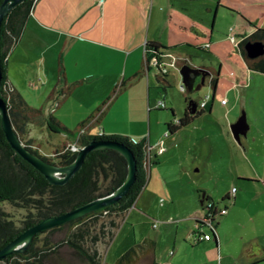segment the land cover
Instances as JSON below:
<instances>
[{
    "label": "rangeland",
    "instance_id": "1",
    "mask_svg": "<svg viewBox=\"0 0 264 264\" xmlns=\"http://www.w3.org/2000/svg\"><path fill=\"white\" fill-rule=\"evenodd\" d=\"M201 3L202 0L195 2L197 9L201 7ZM261 19H264V14L261 15ZM212 21L213 17L209 27ZM258 24V30H264V23L259 22ZM24 32L21 37L23 39L11 50V52L16 50L19 58L16 62L12 59L10 77L17 84L15 88L21 90L20 94L27 104L35 109L43 108L46 116L49 117L50 108L51 106L53 108L56 103L49 102L50 93L46 91L57 79L56 57L54 61H51L50 56H54L57 48L58 52H61L62 47L59 45L56 49L52 48L50 43L47 44L46 37L43 39L44 36L37 31L28 28L25 35ZM227 34V31L224 32L220 38L221 42L217 44L213 42L209 50L204 51L200 48V44L209 40L208 37L203 36H198V42L189 41L188 46L183 45L176 50V53L183 58L186 56L190 59L191 66L196 69L203 67L210 73L199 91L196 88L200 81L194 84L193 89L185 87L184 93L181 91L183 80L180 70L189 62L178 61L180 64L177 68H170V74L166 78L167 83L162 85L156 77L158 70L151 67L149 72V77L153 81L151 96H148L146 88L145 91L141 90V85L127 88L119 94L120 106L113 110L116 123L106 127L108 129L105 135L127 137L133 142L145 140L151 150L152 158L157 155L161 143L165 152L158 155L159 163L152 164V168H150L151 164L144 165L148 169L147 184L135 206L126 213L114 215L118 227L114 229L113 237L111 239L107 237L98 243L97 248L103 255L104 264H115L117 258L147 238H152L156 242L160 241V247L167 243L173 246L176 230L172 231V228L181 225L182 218L187 219L182 222V228L188 231L192 224L195 227L196 221L193 219L195 216L204 219L207 214L204 206L200 207L198 204L199 191L208 192L213 200H219L216 201L217 203L227 198L229 194L232 202H227L226 206L230 207L233 206V200L238 195L240 199L238 207H243L241 210L244 221L249 222L245 218L247 214L256 216L258 234L264 242V195L253 199L254 192L252 191L254 188H264L258 185H246V188H243L242 183L234 176L240 168L247 176L264 178V76L256 72L251 76V72L249 73L244 67V59L239 49L230 41L233 35ZM235 38L236 41L241 40V37L236 36ZM43 57L46 62L42 61ZM38 59L39 64L35 62ZM14 67L16 70H13ZM244 69L247 78L237 84L238 72H243ZM37 74L42 77L45 84L37 80ZM217 75L219 81L212 112L204 113L190 125L169 135L168 124H178L187 110H190V101L201 103L207 96H213L212 80ZM68 88H70L69 94L67 93L70 95L68 96L70 100L67 106H63L67 111L63 114L66 125L62 126L70 131H75L89 117L79 116L75 110L84 104L95 102V98H102L100 102L105 101L114 89V87L102 89L91 82L69 83ZM224 100L229 103L227 106L223 105ZM148 102L151 106L150 111L147 107ZM160 102H164L166 106L158 108ZM142 111H144L143 114ZM198 111L201 110L197 108L196 113ZM51 112L54 114L55 110ZM244 113L250 129L247 135L241 136V141L237 142L231 126ZM195 114L191 112V115ZM137 117L143 119L144 124L130 123L132 118ZM90 134L102 136L103 132L98 125L91 129ZM22 138L23 143L31 141L33 149L39 150L42 156L52 159L55 164L60 163L61 154L70 151L69 145L64 147L65 143L70 142L67 136L62 133H51L48 128L39 127L33 123L27 126L26 134ZM242 143L247 145L250 143L252 151H244L240 146ZM232 153L241 159L236 164L231 163ZM251 206L254 211L247 213L245 210ZM2 208L7 217L14 221L16 227L22 228L29 210L23 206L11 204H4ZM260 212L262 213L258 215ZM220 220L222 219L218 218L217 222ZM103 221H99L97 233H100ZM220 223L222 227H225V231L218 229V235L221 232L229 234L234 231L229 224L225 226L224 220ZM205 230L210 232L208 228ZM188 232L183 241L186 251L180 253L176 251L174 257L165 252L166 262L164 261V264L167 262L168 264L170 262L172 264L203 263L204 258L201 259L200 254L203 243L196 246L192 237L187 235ZM46 236L47 233L42 234L40 238ZM61 236L62 233H58L52 239H58ZM171 248L174 251V246ZM0 264L6 263L0 262Z\"/></svg>",
    "mask_w": 264,
    "mask_h": 264
},
{
    "label": "crops",
    "instance_id": "2",
    "mask_svg": "<svg viewBox=\"0 0 264 264\" xmlns=\"http://www.w3.org/2000/svg\"><path fill=\"white\" fill-rule=\"evenodd\" d=\"M196 1L197 0L35 1V6L30 13L24 29V35L29 28L44 36L43 39L46 37L47 44L50 43L52 48L56 49L59 45L62 47L61 52H58L57 48L54 51V56H50L51 61L56 57L57 79L54 84H51V88L47 90L46 93L49 91L48 93L51 94L57 85L59 80L58 64L59 60L62 59L66 88L69 83L74 82L79 84L91 82L97 84V86H100L102 89L108 87L115 88L124 80H131V84L128 88L141 85V90L143 89L145 91L146 88L148 96H151L153 81L149 77L150 71H145V48L148 42H156L167 47H173L172 50L166 53L164 59L166 63H171L175 59L180 62L191 63L188 57L185 56L183 58L176 53L178 47L183 45L188 46L187 43L189 41L196 43L199 40L198 36H203L208 37L209 40L208 42L205 41L200 44V47L209 44V49H211L213 42L215 44L221 42L222 39L220 38L226 31L228 33L227 35L232 34L234 37H241L240 41H242L243 37L250 36L256 32L259 22L264 23V19H261V15L264 14V0H217V3H215L216 0H202L200 4L202 8L200 7L199 9H197L195 5ZM198 10L200 12H198ZM214 12L215 15L213 16ZM192 13H194V15H191ZM212 17V25L209 27ZM22 39L23 38L20 40ZM41 41L44 42V40ZM16 54V50H13L8 59V77L14 87H17V84L11 79L10 70L13 65L12 59L14 62L18 61L19 57H17ZM43 58L44 60L42 61L46 62L45 57ZM35 62L39 64L40 60L38 59ZM52 66H54V62H52ZM244 67L249 73L251 72L250 74L252 76L254 71L247 68L245 61ZM245 69L243 72H238L237 84L243 82L245 78H247ZM13 70H16L15 67ZM261 75L264 76V74ZM36 77L40 83L43 82L45 84L39 74H37ZM59 90L60 87L58 88V91ZM18 91L21 92L20 89ZM215 94L216 91L213 95L215 96ZM68 96L70 95L65 96L62 93L56 94L52 100V102L56 104L53 108L51 106L52 109L50 108V111L48 110L50 115L52 114L51 111L55 110L53 115L62 125H66L63 120V114H65L67 110L63 108V106H67L70 100ZM118 97L112 102L102 122L99 124L104 135L106 134L105 131L108 129L106 127L116 123L113 110L115 107L120 106ZM58 98L61 100L59 101ZM101 100L102 98H95V102L80 106L79 109L75 110L77 111L76 114L84 117L91 116L94 110L102 103L100 102ZM228 104L227 102L223 105L227 106ZM147 107L150 111L151 106L149 102ZM143 113L144 111H142V114ZM130 123L136 125L141 123L144 124V120L140 117L132 118V122ZM240 146L244 151H252L250 143H248V145L242 143ZM232 154L231 163L236 164L241 160L240 157H236L234 153ZM150 168H152V166ZM234 176L242 183L243 188H246V185H258L264 188L263 177L247 176L242 173V169L240 168L237 169ZM252 191L254 192L253 199L264 195V189L262 188H254ZM237 193L238 190L236 191V194ZM198 195V200H200L198 204L200 207L204 206L201 202L202 197L209 196L213 200V198L208 195V192L199 191ZM239 200V196L237 195L233 200V206H228L229 209L227 214L221 217L222 220H220H224L225 226L229 224L234 231H228L229 234L221 232L219 235L217 234L218 232H216V235L212 236L211 240L200 241L198 244L195 239L196 235L194 231L198 230L201 219L195 216L193 218L196 221L195 227L192 224V226L188 228V232L182 228V222L187 221V219L182 218L181 225L172 228V231L176 230V238L173 243L174 251L171 248L173 247L172 244L167 243L163 247H160V241L156 242V262L158 264H164L163 262H166V260H164L166 257L164 254L165 252L173 257L176 251L179 253L181 251L185 252L186 247L183 241L186 237V232H188L187 235L192 237L196 246L203 243L200 252L201 259L204 258L202 264H217V262L218 264H264V242L258 234L257 225L255 223L256 216L247 214L245 218L249 222L244 221L242 217L243 212L241 210L243 207H238ZM245 211L251 213L254 211V208L251 206V208L248 207ZM261 213L262 212L258 215ZM220 221L217 222V230L221 228L222 231H225V227H222ZM199 228L205 233H208L205 227L199 226ZM169 264H172V262Z\"/></svg>",
    "mask_w": 264,
    "mask_h": 264
},
{
    "label": "trees",
    "instance_id": "3",
    "mask_svg": "<svg viewBox=\"0 0 264 264\" xmlns=\"http://www.w3.org/2000/svg\"><path fill=\"white\" fill-rule=\"evenodd\" d=\"M4 1L0 0V6ZM34 6L35 0H25L5 17L1 26L0 65L2 80L0 94L7 103L14 129L23 141L22 137L26 134V128L29 124L33 123L39 127H46L51 133H62L70 139L69 143L64 144L65 148L74 142H77L81 147L92 141L117 142L127 147L134 154L138 168L137 178L127 195L118 203L71 223L43 232L37 235L24 253H14L0 262H5L6 264H104L103 255L99 252L97 245L107 237H109L108 239L113 237L114 229L118 227L114 215L118 216L126 213L135 205L147 184L148 169L144 165L149 157L150 166L158 164V155L153 157L155 160L151 155L149 156V149L145 140L133 142L127 137L106 136L104 134L102 136H93L90 134L91 129L102 122L112 102L123 90L130 86L131 80H124L117 85L111 95L75 131H70L68 128L63 127L53 114L47 117L43 108L35 109L27 104L23 96L9 80L8 59L11 50L19 43L22 37ZM257 41L264 43V30L257 29L254 34L243 37L237 48L247 68L264 74V57L251 60L247 57L245 51L247 42ZM200 48L204 51L209 49L205 45ZM172 49L173 47H167L160 43L148 42L145 48V70H151L149 63L154 57L161 59L164 53ZM58 65L59 80L50 94L49 102L58 93L67 96L70 92V88L67 89L65 85L66 79L62 59L59 60ZM156 77L160 85L167 83L166 78L168 75L163 74L162 71L159 70ZM212 86L215 92L218 86V75L213 78ZM59 87L60 90L58 91ZM214 100L215 96H210V100L204 110L198 111L195 115H185L178 124H168V134L177 132L183 127L190 125L204 113L211 112ZM193 103L197 104V108L199 107L200 103L194 101ZM24 144L47 162L55 164L52 159L42 156L39 150L33 149L31 141L24 142ZM76 156V153L66 151L59 156L60 163L58 165H69L76 159ZM127 171V162L118 152L99 150L87 155L80 171L68 183L62 186L52 185L38 170L11 148L1 128L0 118V250L15 240L22 232L44 219L58 217L112 193L124 183ZM201 202H204L206 208L208 204H211V211L226 210L228 212L226 203L232 202V200L227 196V198L217 203L209 196H205L202 197ZM4 204L23 206V208L29 210L25 221H23L22 228L16 227L14 221L7 217L2 208ZM225 215H221L219 218ZM101 220L104 221L100 227V233H97V226ZM217 227L218 223L216 221L214 228L209 229L210 232L208 233L215 236ZM45 233H47V236L40 238ZM58 233H62V236L53 240L54 235ZM115 264H158L156 262V241L147 238L141 244L134 245L128 252L117 258Z\"/></svg>",
    "mask_w": 264,
    "mask_h": 264
},
{
    "label": "water",
    "instance_id": "4",
    "mask_svg": "<svg viewBox=\"0 0 264 264\" xmlns=\"http://www.w3.org/2000/svg\"><path fill=\"white\" fill-rule=\"evenodd\" d=\"M25 0H5L0 6V41H1V26L5 17L17 6L22 4ZM245 51L247 57L251 60L259 59L264 56V43L263 42H247L245 44ZM196 68L189 65H184L180 74L183 80V86L193 89L196 79L195 74L198 72ZM210 73L207 72L203 78L202 83L196 90L199 91L205 84V78L209 77ZM2 80L1 65H0V84ZM190 112L195 114L197 111V104L190 101ZM0 118L1 128L7 138L11 148L16 151L25 161L38 170L50 184L55 186H62L69 182L71 178L77 174L84 165L87 155L94 151L99 150H113L118 152L127 162L128 171L124 183L112 193L97 198L82 206H79L72 211H69L58 217H48L36 224L35 226L22 232L15 240L11 241L3 249L0 250V261L5 260L8 256L14 253H24L31 243L35 240L37 235L51 230L55 227L71 223L75 220L81 219L93 212L102 210L106 207L118 203L130 191L137 178V162L134 154L127 147L112 141H92L80 148L77 153L76 159L69 165L52 164L44 160L40 155L32 152L20 139L17 131L14 129L11 122L7 103L0 94ZM232 133L237 142L241 141V136L247 135L249 124L247 116H243L231 126ZM204 205V202H202Z\"/></svg>",
    "mask_w": 264,
    "mask_h": 264
},
{
    "label": "built area",
    "instance_id": "5",
    "mask_svg": "<svg viewBox=\"0 0 264 264\" xmlns=\"http://www.w3.org/2000/svg\"><path fill=\"white\" fill-rule=\"evenodd\" d=\"M35 1H37V0H35ZM230 41L234 44V45H236L237 47H238V45H239V43L241 42H239V41H236V38L234 37V36H232V37H230ZM205 47L206 48H210V45L209 44H207V45H205ZM165 57H166V53H164L162 56H161V59H158L157 57H154L151 61H150V63H149V65H150V67H154V68H156L158 71L160 70V71H162V73L163 74H165V75H168L169 74V72H170V68H177V66H178V60L177 59H175V60H173L171 63H166L165 61H164V59H165ZM178 63V64H177ZM181 68V67H180ZM184 89H185V87L184 86H181V91L184 93ZM209 100H210V96H207L200 104H199V107H198V109L199 110H204L205 108H206V106H207V104H208V102H209ZM223 104H226V100H224L223 101ZM166 105H165V103L164 102H160V103H158V108H161V107H165ZM80 148H82L77 142H74V143H72V144H70L69 145V147H68V149H70V151L71 152H73V153H78L79 152V150H80ZM148 149H149V147H148ZM149 151V156L151 155L150 153V151L151 150H148ZM165 152V148H164V146H163V144L161 143L160 144V148H159V150H158V153H157V155H162L163 153ZM151 164V162H150V157L147 159V161H146V164ZM146 168V167H145ZM147 169V168H146ZM210 207H211V204H208L207 205V208H206V206H205V209H206V211H207V214H206V216H205V218L204 219H201V221H200V227H205V228H208V229H213L214 228V225L216 224V221L218 220V218L221 216V215H225L226 213H227V211L226 210H221V211H211V209H210ZM104 214H106V213H104ZM157 225H155V227H156ZM199 226H198V230L197 231H195V239H196V242H199V241H209V240H211L212 239V235L210 234V233H205L204 231H202V229H200L199 228Z\"/></svg>",
    "mask_w": 264,
    "mask_h": 264
},
{
    "label": "flooded vegetation",
    "instance_id": "6",
    "mask_svg": "<svg viewBox=\"0 0 264 264\" xmlns=\"http://www.w3.org/2000/svg\"><path fill=\"white\" fill-rule=\"evenodd\" d=\"M263 57H264V56H263ZM188 65L191 66V63L189 62ZM191 67H193V66H191ZM193 68H195V67H193ZM197 70H199V71L195 74V76H194V80L196 79V82L200 81V84H199V85H201V83H202V78H203V76H204L208 71H206L203 67H201V68H199V69H197ZM206 81H207V77L205 78V83H206ZM199 85H198V86H199ZM185 115H191L190 110H187V112H186Z\"/></svg>",
    "mask_w": 264,
    "mask_h": 264
},
{
    "label": "clouds",
    "instance_id": "7",
    "mask_svg": "<svg viewBox=\"0 0 264 264\" xmlns=\"http://www.w3.org/2000/svg\"><path fill=\"white\" fill-rule=\"evenodd\" d=\"M243 40V39H242ZM135 206V205H134Z\"/></svg>",
    "mask_w": 264,
    "mask_h": 264
}]
</instances>
